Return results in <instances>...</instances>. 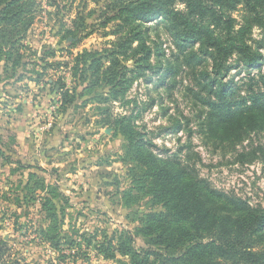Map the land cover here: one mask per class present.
<instances>
[{
  "label": "rangeland",
  "instance_id": "374dc122",
  "mask_svg": "<svg viewBox=\"0 0 264 264\" xmlns=\"http://www.w3.org/2000/svg\"><path fill=\"white\" fill-rule=\"evenodd\" d=\"M35 1L34 22L23 39L25 66L13 77L0 76V264H134L118 251L105 257L95 249L109 238L117 246L124 231L132 233L140 252L150 247L135 229L146 213L161 206L135 189L125 196L135 174L125 160V139L104 122L108 116H130L156 144L155 153L190 156L212 188L264 206V132L252 133L235 147L205 138L197 125L200 107L186 93L190 79L183 74L161 82L163 70L147 71L118 98L104 83L91 94L84 92L86 83L76 81L73 67L78 54L102 53L115 39L111 22L104 26L108 0ZM147 24L148 44H158L170 56L173 46L164 29L160 26L157 34L155 24ZM253 37L260 38L258 30ZM48 49L55 53L41 60ZM123 63L129 71L136 66L133 60ZM261 67L264 71V60ZM246 74L241 71L235 80ZM62 84L69 102L61 95ZM253 148L257 157L250 161L247 153ZM239 152L245 154L242 161ZM29 172L36 174L32 182L38 177L45 187L26 196ZM54 185L62 193L56 205L64 209V214L57 212L59 248L42 234L48 220L40 196Z\"/></svg>",
  "mask_w": 264,
  "mask_h": 264
},
{
  "label": "trees",
  "instance_id": "16d2710c",
  "mask_svg": "<svg viewBox=\"0 0 264 264\" xmlns=\"http://www.w3.org/2000/svg\"><path fill=\"white\" fill-rule=\"evenodd\" d=\"M104 6V26L111 22L115 39L102 53L85 51L76 56L72 74L86 83L84 92L91 94L104 83L118 98L147 71L163 70L161 82L183 74L190 79L186 93L200 107L197 125L205 138L235 147L252 133L264 132V0H108ZM37 7L35 0H0V76L4 73L5 79L25 66L23 39ZM149 22L155 24L157 34L161 26L171 39L170 56L165 57L158 44H148ZM255 30L259 39L253 37ZM54 51L48 49L40 59L45 61ZM129 60L136 65L130 71L123 63ZM233 69L238 72L230 74ZM243 70L247 76L235 80ZM59 89L64 102H69L65 85ZM110 119L104 122L125 139V160L135 174L125 196L135 189L161 209L146 213L135 229L149 248L140 252L132 233L124 231L117 246L109 238L95 244V249L105 257L118 251L134 264H264V206L212 188L199 176L190 156L155 153L156 144L135 128L130 116ZM179 128L177 120L174 129ZM260 152L264 155L262 148ZM3 153L0 149V156ZM247 154L252 161L256 148ZM243 156L237 153L239 160ZM35 177L34 172L28 173L26 196L45 187L38 177L32 182ZM61 194L54 185L40 196L48 220L42 234L56 248L61 241L56 235L57 212L64 214V209L57 207L55 199ZM92 241L87 239L88 244ZM3 252L0 248V259Z\"/></svg>",
  "mask_w": 264,
  "mask_h": 264
},
{
  "label": "water",
  "instance_id": "95a60500",
  "mask_svg": "<svg viewBox=\"0 0 264 264\" xmlns=\"http://www.w3.org/2000/svg\"><path fill=\"white\" fill-rule=\"evenodd\" d=\"M69 40H71V39L69 38Z\"/></svg>",
  "mask_w": 264,
  "mask_h": 264
}]
</instances>
